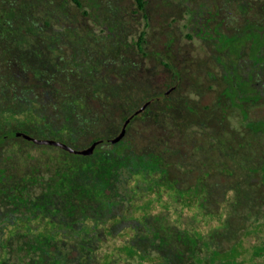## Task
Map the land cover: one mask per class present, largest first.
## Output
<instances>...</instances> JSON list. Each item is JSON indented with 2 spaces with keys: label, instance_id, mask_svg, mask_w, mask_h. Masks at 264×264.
Wrapping results in <instances>:
<instances>
[{
  "label": "rangeland",
  "instance_id": "obj_1",
  "mask_svg": "<svg viewBox=\"0 0 264 264\" xmlns=\"http://www.w3.org/2000/svg\"><path fill=\"white\" fill-rule=\"evenodd\" d=\"M79 1L0 0V264H264V0ZM146 101L123 137L165 174L101 193L14 132L83 148Z\"/></svg>",
  "mask_w": 264,
  "mask_h": 264
},
{
  "label": "trees",
  "instance_id": "obj_2",
  "mask_svg": "<svg viewBox=\"0 0 264 264\" xmlns=\"http://www.w3.org/2000/svg\"><path fill=\"white\" fill-rule=\"evenodd\" d=\"M76 5L80 6L79 0H72ZM137 6L140 9L144 8L145 0H136ZM61 87V86H60ZM94 90L91 89L89 93ZM22 92V91H21ZM97 90L94 91L93 94H100ZM25 93V92H23ZM68 93L64 91L60 98V103L55 107L60 111L61 114H66L64 116V120H68L70 115V110L72 109L71 100H68ZM23 100L27 103H30V98L25 97L23 94ZM15 99V98H14ZM31 105L21 107L16 109L14 107H6L3 108V114L13 123L19 122V120H33L32 116L34 113V109L30 107ZM38 116V115H37ZM22 130L27 133L28 130H25L21 127H16L15 131ZM69 152V151H67ZM71 153V152H70ZM71 156L75 159L76 166L78 167L77 172L81 173L83 183L80 185H89V187H93L97 192H105L109 190L113 185L118 183L120 177L124 175L125 171H134V172H143V173H155V174H165V167L162 165L160 155L153 153L151 151L145 153H138L134 151L128 142L125 141V138H121L119 141L115 143H111L109 141H102L98 143L93 152L89 155H83L78 153H72ZM1 179L3 178L2 174H0ZM68 176L62 174L61 179H57L56 182H66ZM167 182L166 179L162 176L160 181L158 182ZM157 182V183H158ZM168 183V182H167ZM85 189L88 187L83 186ZM178 241H183L184 239L178 237ZM165 238L159 237L158 244L159 246L162 243H165ZM129 251L133 250L128 248Z\"/></svg>",
  "mask_w": 264,
  "mask_h": 264
},
{
  "label": "water",
  "instance_id": "obj_3",
  "mask_svg": "<svg viewBox=\"0 0 264 264\" xmlns=\"http://www.w3.org/2000/svg\"><path fill=\"white\" fill-rule=\"evenodd\" d=\"M149 101L144 102L138 109H136L131 115H129L123 122V125L120 129V131L113 137L109 138L108 141L111 143H115L117 141H119L121 138H123L125 131H126V125L127 123L130 121V118L134 115L137 114L138 112H140L141 110H143L146 105L148 104ZM15 134L17 136H21L24 137L28 140H31L37 144H49V145H54V146H58L66 151H69L71 153H78V154H83V155H89L93 152L95 146L102 142V139H95L93 140L89 145H87L86 147L83 148H75L69 144H67L66 142L59 140V139H55V138H50V137H36V136H32L31 134L22 131V130H17L15 132Z\"/></svg>",
  "mask_w": 264,
  "mask_h": 264
},
{
  "label": "flooded vegetation",
  "instance_id": "obj_4",
  "mask_svg": "<svg viewBox=\"0 0 264 264\" xmlns=\"http://www.w3.org/2000/svg\"><path fill=\"white\" fill-rule=\"evenodd\" d=\"M141 111H142V110H141ZM242 112H243V115L246 114L243 110H242ZM131 114H132V113H131ZM131 114H130V115H131ZM134 115H136V114H134ZM134 115H133V116H134ZM128 116H129V115H128ZM128 116H127V117H128ZM133 116H132V117H133ZM127 117H126V118H127ZM132 117L130 118V120L132 119ZM126 118H125V119H126ZM102 141H104V140L102 139Z\"/></svg>",
  "mask_w": 264,
  "mask_h": 264
}]
</instances>
